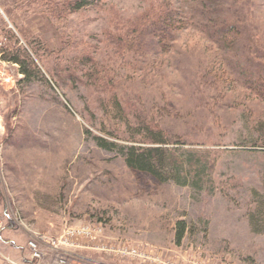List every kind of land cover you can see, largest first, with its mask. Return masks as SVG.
Listing matches in <instances>:
<instances>
[{"label":"rangeland","instance_id":"obj_1","mask_svg":"<svg viewBox=\"0 0 264 264\" xmlns=\"http://www.w3.org/2000/svg\"><path fill=\"white\" fill-rule=\"evenodd\" d=\"M157 1L176 11L171 35L147 31L122 51L103 30L115 17L134 24L148 0H91L63 19L46 0H0V260L28 264V241L86 225L90 240L59 253L44 245L40 264L65 252L76 264H138L119 248L174 264H264V93L254 85L264 83V0ZM223 26L232 29L216 38ZM17 53L26 80L7 61ZM84 53L104 68L106 90L87 77ZM144 126L176 157L207 156L213 191L129 169L119 148L138 146Z\"/></svg>","mask_w":264,"mask_h":264},{"label":"trees","instance_id":"obj_2","mask_svg":"<svg viewBox=\"0 0 264 264\" xmlns=\"http://www.w3.org/2000/svg\"><path fill=\"white\" fill-rule=\"evenodd\" d=\"M93 4L95 2L93 3L91 0H70L65 3H55L52 5V0H46V11L49 14L55 15L57 19H63L72 13L90 8ZM110 13L111 17L114 13L112 11ZM175 17L176 11L168 8L167 5L160 4V1L157 0H148L146 10H144L142 15L138 16V19L133 22L134 24H130L129 27L127 25L121 26L123 23L117 17L110 19L108 23L111 26L109 29L103 30V37L107 38L106 42L108 43H116V41L118 45L122 43L124 46L123 51L129 45L132 46L133 43H136V41H142L144 33L147 31L150 35H161L164 38L169 37L173 24L171 21ZM230 29H232L231 26H223L213 30V33L216 34V38H220L230 32ZM117 33L119 34L117 35ZM120 36L124 37V39H121ZM82 58H87V61L89 60V64L93 67V71L87 73V77L93 79L92 82L96 83L100 79L97 72L102 73L104 68L93 63V59L87 53H84ZM7 61L18 64L20 67L19 73L25 80L30 76L32 72L30 70L31 66L26 64L28 60L21 58L20 53L10 57ZM71 73L73 72L71 71ZM104 75L100 80L103 89L106 90V87L110 86L111 80L106 77V73ZM72 77L74 80H78L73 74ZM255 81L254 85L257 87L259 93L262 91L264 93V83H260V76H257ZM111 103L114 108L118 109L119 105L113 94L111 95ZM136 134H139L140 138L137 139L138 141L134 138L133 141L139 144L138 146L121 147L118 151L123 155L124 163L129 169L134 170L138 174L154 178L159 182L170 181L179 186L189 185L188 183H190V186L196 190H202V192L213 191L211 172L215 165L210 164L207 156L204 157V160L194 155L192 157L184 155L176 157L173 152L163 147L165 143L162 134L154 131L150 126H144V130ZM95 141L97 147L103 150H110L113 146L100 138ZM5 216L8 218L6 213ZM186 229L185 222L177 224L176 240L178 243L183 238Z\"/></svg>","mask_w":264,"mask_h":264},{"label":"built area","instance_id":"obj_3","mask_svg":"<svg viewBox=\"0 0 264 264\" xmlns=\"http://www.w3.org/2000/svg\"><path fill=\"white\" fill-rule=\"evenodd\" d=\"M94 232V230H90L86 225H77L74 227L66 228L57 240H53L51 242L47 239L44 240L42 237H39L37 240L34 239L28 241L27 250L29 257L34 262V264H40V262L44 259L43 257L45 256V254H43V250L41 249L42 246L46 245V248L51 250V252L59 253L57 250L59 245L63 247H69L71 249L75 245L74 241H77L79 239L90 240L94 236ZM107 251L109 252V250ZM114 253H117V255L123 257L136 259L138 264H174L162 257L152 254V252L149 250L141 251L137 248H119L115 250ZM70 258L71 256L65 252L64 258L57 259L55 264H76L74 261L69 262Z\"/></svg>","mask_w":264,"mask_h":264},{"label":"crops","instance_id":"obj_4","mask_svg":"<svg viewBox=\"0 0 264 264\" xmlns=\"http://www.w3.org/2000/svg\"><path fill=\"white\" fill-rule=\"evenodd\" d=\"M0 261H5V264H15L14 261H11L9 258L5 257L4 255L1 257ZM23 261V260H22Z\"/></svg>","mask_w":264,"mask_h":264}]
</instances>
